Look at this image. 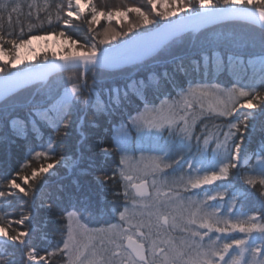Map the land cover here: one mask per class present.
I'll return each mask as SVG.
<instances>
[{
  "label": "snow or ice",
  "instance_id": "obj_1",
  "mask_svg": "<svg viewBox=\"0 0 264 264\" xmlns=\"http://www.w3.org/2000/svg\"><path fill=\"white\" fill-rule=\"evenodd\" d=\"M55 36L63 54L19 67ZM87 113L108 133L85 149ZM5 145L20 159L0 167V264H264V0H0ZM81 177L123 198L117 223L89 227Z\"/></svg>",
  "mask_w": 264,
  "mask_h": 264
},
{
  "label": "trees",
  "instance_id": "obj_2",
  "mask_svg": "<svg viewBox=\"0 0 264 264\" xmlns=\"http://www.w3.org/2000/svg\"><path fill=\"white\" fill-rule=\"evenodd\" d=\"M140 3L141 0H96V3L99 6H120L122 4H128L131 5L132 3ZM103 23V19L101 20ZM113 24H116V21H113ZM47 27V25H45ZM99 27V26H97ZM42 34V33H41ZM76 35L79 37H84L85 33L84 31L80 30L79 28L76 30ZM43 57V56H42ZM49 56V58H51ZM41 57H38L37 60H34L30 63H36L39 62V59ZM29 63V64H30ZM26 65V64H24ZM249 72H251V69H249ZM232 78L231 71L228 72H215L212 74V81L215 82L217 79L221 81H226L228 79ZM187 87V85H185ZM95 118L91 113H87L84 116L83 121V127L80 129V131L88 136L89 138L84 141L85 149L87 145L92 144L91 137L93 135L95 136H101L108 133V127L107 123L104 120L99 121L98 127H92V121ZM80 139V133L75 132L72 136L68 137L65 141V144L68 148H71L74 146L77 141ZM258 139V138H257ZM95 149H93V152ZM92 153L85 150V156H90ZM20 159L19 157V148L16 145H5L2 148H0V167L11 169L16 164L17 161ZM119 157L118 155H114L113 157L109 158L106 162H103V167L107 171H111L112 168L116 166V161H118ZM96 164L101 165L102 164V158L97 157L96 158ZM87 164V162H86ZM73 177L69 175L67 178H65L64 183L69 185V190H73V184H72ZM120 189L117 187L115 191H119ZM76 195H79L81 197L87 196L91 199V201L94 204V215L89 217L87 220V223L92 226H103V225H109L111 223L118 222V216L113 214V209H123L124 200L123 198H115L113 195V189L109 188V190L105 191L102 189H99L96 187V185L92 182L91 177L83 178L81 177V186L78 190H75ZM37 228H43L49 236V239L54 241L59 238V230L62 227V222L59 218L58 214L48 215L45 213H41L37 224ZM57 264H60L58 261Z\"/></svg>",
  "mask_w": 264,
  "mask_h": 264
},
{
  "label": "rangeland",
  "instance_id": "obj_3",
  "mask_svg": "<svg viewBox=\"0 0 264 264\" xmlns=\"http://www.w3.org/2000/svg\"><path fill=\"white\" fill-rule=\"evenodd\" d=\"M52 42L53 44L51 45L52 47L46 49V50H43V51H40V52H34V53H31L27 56H23L24 51H28L31 49V46L33 43H39V44H47V43H50ZM63 45V47H62ZM67 49V44L64 43L63 39L61 37H58V36H55V37H49L48 39L46 40H33L31 45H28L26 46L25 48L21 49L20 50V55L23 57L24 59V63L21 64V65H24V64H29L30 62L34 61L31 59V57L35 54V56L38 58V57H42L44 56L45 54H47L48 56H51L53 52H57L58 54H63V52ZM19 65V66H21ZM137 156H139V153H136ZM170 171V170H169ZM117 223V222H115ZM108 225H103V226H92L89 224V227L90 228H100V227H107Z\"/></svg>",
  "mask_w": 264,
  "mask_h": 264
},
{
  "label": "bare ground",
  "instance_id": "obj_4",
  "mask_svg": "<svg viewBox=\"0 0 264 264\" xmlns=\"http://www.w3.org/2000/svg\"><path fill=\"white\" fill-rule=\"evenodd\" d=\"M52 44H53L52 42L47 43V44L33 43L30 50L22 52V53H24L23 56H27V55L34 53V52H40V51L46 50V49L52 47L51 46ZM21 66H23V65H21Z\"/></svg>",
  "mask_w": 264,
  "mask_h": 264
},
{
  "label": "water",
  "instance_id": "obj_5",
  "mask_svg": "<svg viewBox=\"0 0 264 264\" xmlns=\"http://www.w3.org/2000/svg\"><path fill=\"white\" fill-rule=\"evenodd\" d=\"M33 64H36L38 66L39 62H36V63H30V64H27V65H23V66H19V67H31Z\"/></svg>",
  "mask_w": 264,
  "mask_h": 264
}]
</instances>
